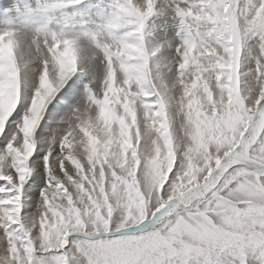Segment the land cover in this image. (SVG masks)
I'll return each instance as SVG.
<instances>
[{"label": "snow or ice", "instance_id": "6c2138e0", "mask_svg": "<svg viewBox=\"0 0 264 264\" xmlns=\"http://www.w3.org/2000/svg\"><path fill=\"white\" fill-rule=\"evenodd\" d=\"M0 264H264V0H0Z\"/></svg>", "mask_w": 264, "mask_h": 264}]
</instances>
